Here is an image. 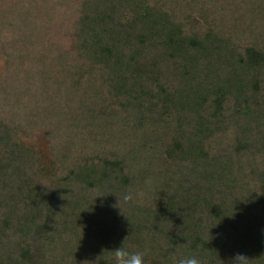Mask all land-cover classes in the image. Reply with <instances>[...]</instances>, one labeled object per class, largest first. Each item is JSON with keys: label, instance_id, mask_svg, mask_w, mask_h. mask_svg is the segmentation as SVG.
Returning a JSON list of instances; mask_svg holds the SVG:
<instances>
[{"label": "trees", "instance_id": "1", "mask_svg": "<svg viewBox=\"0 0 264 264\" xmlns=\"http://www.w3.org/2000/svg\"><path fill=\"white\" fill-rule=\"evenodd\" d=\"M0 151V264H264V0H0Z\"/></svg>", "mask_w": 264, "mask_h": 264}, {"label": "rangeland", "instance_id": "2", "mask_svg": "<svg viewBox=\"0 0 264 264\" xmlns=\"http://www.w3.org/2000/svg\"><path fill=\"white\" fill-rule=\"evenodd\" d=\"M207 17V13L205 9H201V12L198 14H188L187 18L190 24L195 23L196 21L205 20ZM71 31H68L70 34ZM16 140L24 145L28 149H32L35 151L37 165L39 170L46 174L48 177H52L56 174L57 168L53 161V150L51 147V142L49 138L46 136L43 127L39 129L38 132H26L21 128L18 129ZM2 152L0 151V154ZM43 174L38 173V179L43 183H47L46 178H43Z\"/></svg>", "mask_w": 264, "mask_h": 264}, {"label": "clouds", "instance_id": "3", "mask_svg": "<svg viewBox=\"0 0 264 264\" xmlns=\"http://www.w3.org/2000/svg\"><path fill=\"white\" fill-rule=\"evenodd\" d=\"M121 199L130 201L133 199V196L131 193H128L120 197V202ZM100 257L97 259L96 264L97 262L100 264ZM103 261H105L106 264H145V254L142 251H129L123 243L121 247L109 250V258ZM250 261L248 257L238 253L232 261V264H250ZM179 264H206V261L202 256L193 254L182 256L179 259Z\"/></svg>", "mask_w": 264, "mask_h": 264}]
</instances>
